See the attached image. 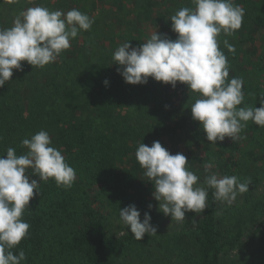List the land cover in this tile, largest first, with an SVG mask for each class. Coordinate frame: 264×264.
I'll return each instance as SVG.
<instances>
[{
  "label": "trees",
  "instance_id": "obj_1",
  "mask_svg": "<svg viewBox=\"0 0 264 264\" xmlns=\"http://www.w3.org/2000/svg\"><path fill=\"white\" fill-rule=\"evenodd\" d=\"M57 1L63 6L68 3L66 12L86 6L85 0ZM111 1L124 24H136L139 32L143 17L159 24L171 13L157 9L167 0ZM178 2L176 11L194 7L191 0ZM233 2L245 10L242 27L232 36L222 34L220 48L228 59L229 79L244 81L241 106L259 108L264 99V0ZM14 19L13 12H7L5 27L10 28ZM159 34L166 31L161 29ZM84 37L78 44L79 36L55 63L43 69L22 62L23 70H14L12 80L0 88V156L9 147L17 155L24 154L27 149L21 141L31 138L34 129L47 130L77 174L73 187L64 189L27 170L29 179L38 181L40 194L30 201L23 216L30 224L29 236L14 253L25 252L23 264H264V248L248 255L250 242L244 241L248 224L260 218L257 231L264 233V182L256 200L246 196L243 209L230 217L220 214L214 190L207 189L208 207L202 218L182 230L174 245L165 249L169 256L161 259L155 253L162 249L158 243L146 254L139 253L135 262L124 258L129 249L141 250V241L111 235L106 214L119 215L120 209L133 202L144 203L138 187L146 186L148 178L135 156L140 143L151 146L168 138L187 152L189 170L202 185L215 173L236 176L241 183L250 180V190L257 187L258 176L264 175V127L250 121L241 133L246 139L226 137L223 142L210 143L200 123L192 119L190 107L198 94H190L184 84L173 88L151 78L146 85L127 84L118 73L119 65L113 64L117 39H109L112 50L97 53L91 38ZM127 37L119 32L118 45L143 43L141 38ZM169 38L175 40L177 34L170 32ZM225 39L234 53L224 46ZM210 162L213 167L206 171L204 165ZM232 252L236 256L231 257Z\"/></svg>",
  "mask_w": 264,
  "mask_h": 264
},
{
  "label": "clouds",
  "instance_id": "obj_2",
  "mask_svg": "<svg viewBox=\"0 0 264 264\" xmlns=\"http://www.w3.org/2000/svg\"><path fill=\"white\" fill-rule=\"evenodd\" d=\"M191 4L194 7H182L169 18L177 34L175 40L156 31L137 47L124 42L114 51L113 64L119 65L118 73L127 84L146 85L151 78L173 88L184 84L190 94H198L190 107L192 119L200 123L210 143L223 142L226 137L246 139L241 133L248 122L264 127V99L259 108L241 106L244 81L229 79L230 66L219 39L241 29L245 10L233 0H191ZM93 23L92 17L75 8L64 12L41 5L21 11L10 28L0 29V88L12 80L14 70H23L22 62L40 69L55 63L70 49L71 41L89 31ZM223 44L235 52L226 39ZM21 146L27 149L22 155L9 147L6 155L0 156V264H23L26 260L23 250L18 254L13 250L29 236L30 224L23 216L30 201L40 194L38 181L30 180L27 170L32 169L44 182L54 180L64 189L72 188L77 180L75 169L53 146L47 131L23 139ZM135 156L154 185L157 210L177 223L186 220V213L204 212L209 188L217 201L229 206L249 191L250 180L241 183L236 176L215 173L201 185L199 177L189 170L188 158L182 153L171 154L159 141L151 146L140 143ZM204 167L208 171L213 163ZM119 218L138 241L145 235H157L150 212L141 220L135 205L120 209Z\"/></svg>",
  "mask_w": 264,
  "mask_h": 264
},
{
  "label": "rangeland",
  "instance_id": "obj_3",
  "mask_svg": "<svg viewBox=\"0 0 264 264\" xmlns=\"http://www.w3.org/2000/svg\"><path fill=\"white\" fill-rule=\"evenodd\" d=\"M141 1L144 4V1L143 0ZM176 1L177 2L179 1L178 4H181V0H176ZM171 2L172 0L169 1L167 0L164 4L158 5L157 7V9L161 8L158 9L160 11L162 9L171 11V13L169 14V18L171 15L175 14L176 6H178L177 4H175L177 2H172L174 3V6H172ZM67 4L63 6V4L57 0H44L43 2H41L40 0H0V29L7 28L5 27V14L10 10L13 12L14 18H16V16H18L21 11L27 9L28 7L41 6V5L51 10L59 9L66 12L65 6ZM85 5H86L85 8H83L81 12L86 13L87 15L92 17L94 23L89 31L80 33L78 44L82 42L84 38H86L84 36H88L89 38H91V40L90 39L89 40L91 41L93 47L97 48L96 49L97 53L102 51L112 50V44L110 43L109 39L110 38L113 39L114 37L115 40L116 39L117 40L114 42L113 45H115L114 47L117 49L119 47L118 43H121V40L118 38L119 32L128 35L127 38L133 40L134 38H141V41L143 43L147 38L150 37V35L153 32L157 31L159 33L161 29H164L166 31V34L164 35H167L168 37L170 36V32L174 33L172 31L171 21L169 20V18L167 19L164 18L160 20L159 24H156L153 19H151L150 21V20H146V18L144 19L143 17V24L141 25L143 28L141 32H139L137 31L138 29L136 24L132 26L129 23L124 24V18L121 19V16L120 18L118 17L116 11L117 5L113 3L111 0H85ZM5 8H7L6 12H5ZM81 35L82 36L84 35L83 36L84 38ZM76 39L72 40L71 43L76 41ZM100 49L102 51H100ZM39 131H40L39 129H34L32 131V134L34 135ZM47 132H49L50 134V137L53 142V146L61 150V148L58 145H56L55 138L50 133L51 131H47ZM26 138H29V136H26ZM161 145L173 155L176 153H182L184 155H188L184 149H177L175 144L168 141V138ZM218 176L222 177L221 174H218ZM258 177L259 179H258L257 187L254 189H250L248 192L244 194L238 195L236 201L233 202L230 206L225 203H221L219 201L220 202L219 206L221 207L220 214L223 212L224 214H226L224 216L230 217L232 213H236V211H240L241 209H243V207L245 206L246 196L250 195L253 198L255 197L256 200V198L259 196L262 190V185L264 182V175H260ZM146 182H147L146 186L143 185L142 187H138L139 192L143 194L142 195V199L144 202L143 205H139L137 202H133L132 205H135L137 209L141 212V220H143L145 212H150V215L152 217L151 223L157 228V235L153 237L145 235L144 239L141 240L142 249L140 248V246H138L137 248L141 250L135 249L133 251L129 249L127 255L124 258H129L131 262L136 261L137 259L136 257L137 255H139V253L146 254V251H151L153 246L158 243H160L159 247H162V249L160 251H158V249L155 250L156 251L155 253H157L159 257L161 256L160 257L161 259L163 257H166V255L169 256V254L165 251V249L172 247V245H174V243L178 240V237L182 232V230H184L187 226L191 227L192 225H194L199 219L202 218L204 213L203 212L197 215L196 213L189 212L186 213V220L184 222L177 223L175 221H172L170 216H165L163 213H160L157 210L158 202L153 198L154 185L151 182H149V180H147ZM149 205H152L151 209H149ZM106 216L108 217L107 218L108 232L111 235H115L117 237L133 238L130 229L128 230V227L124 225L122 222H120L119 215L114 214L112 212L110 215L106 214ZM193 220H195V223H193ZM261 221L262 218H260L259 222L255 224H248L247 228L245 229L244 241L250 242V248L248 251L246 250V254L248 255H251L253 253L256 254V252H261V248H264V233L257 231L258 224ZM255 233H257L256 236ZM133 240L136 241V239L134 238ZM234 256H236V252L235 253L232 252L231 257ZM242 257H246V256H242ZM162 263L163 261H158L156 264H162Z\"/></svg>",
  "mask_w": 264,
  "mask_h": 264
}]
</instances>
